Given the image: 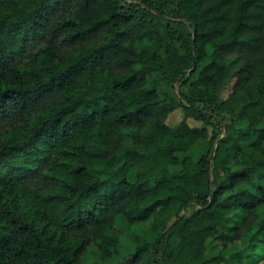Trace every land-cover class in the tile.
Here are the masks:
<instances>
[{
  "label": "trees",
  "instance_id": "obj_1",
  "mask_svg": "<svg viewBox=\"0 0 264 264\" xmlns=\"http://www.w3.org/2000/svg\"><path fill=\"white\" fill-rule=\"evenodd\" d=\"M260 261L264 0H0V264Z\"/></svg>",
  "mask_w": 264,
  "mask_h": 264
},
{
  "label": "rangeland",
  "instance_id": "obj_2",
  "mask_svg": "<svg viewBox=\"0 0 264 264\" xmlns=\"http://www.w3.org/2000/svg\"><path fill=\"white\" fill-rule=\"evenodd\" d=\"M126 1H136L139 3H142L145 0H126ZM161 22H163V18H160ZM159 20V21H160ZM151 78H156L157 79V91H158V95L160 100L163 103H170L172 101L178 102L180 100H182V97H189L194 99V103L195 105L202 109L203 111H205L206 113L211 114L212 110L209 106H207L205 103L198 101V95H197V91H193V89H190L188 86L186 85H182L181 83H179L178 81H174L173 83L168 82L164 79L161 78L160 75H156L155 73H153L151 75ZM230 86V85H229ZM229 86L223 91V97H225L229 91ZM183 118V112L181 109H175L173 112H171L168 117L166 122L169 125H176L181 119ZM223 122H229V118L225 115L222 119ZM187 122L189 123V125L191 126H200L201 122L193 120L188 118ZM237 126H241L242 128L245 127L244 123L242 122H237L236 123ZM208 149V143L206 140H198L188 151L186 152H179L177 153V156L179 158H182L184 156H190L192 159L196 160L197 158H199V156L203 153H205ZM179 168L178 166H174V167H170L171 170L173 169H177ZM129 178L132 179L133 178V172L129 173ZM195 210V207L190 206L188 208L185 209L184 213L185 214H190L192 211ZM116 224H118V226H121V221L120 219L116 220ZM145 224H140V225H136V226H132L131 228H143L145 227ZM127 242V237L125 236V233H122V244H126ZM221 247V242L213 239V238H209L206 240L205 242V257H210L212 255H215L218 250ZM122 252H124L122 250ZM260 262H256V263H250V262H245L243 264H262ZM105 264H109L107 262H105Z\"/></svg>",
  "mask_w": 264,
  "mask_h": 264
}]
</instances>
